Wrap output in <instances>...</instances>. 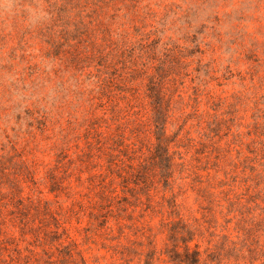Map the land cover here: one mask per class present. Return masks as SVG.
I'll use <instances>...</instances> for the list:
<instances>
[{
	"label": "rangeland",
	"instance_id": "1",
	"mask_svg": "<svg viewBox=\"0 0 264 264\" xmlns=\"http://www.w3.org/2000/svg\"><path fill=\"white\" fill-rule=\"evenodd\" d=\"M198 257L264 264V0H0V264Z\"/></svg>",
	"mask_w": 264,
	"mask_h": 264
},
{
	"label": "trees",
	"instance_id": "2",
	"mask_svg": "<svg viewBox=\"0 0 264 264\" xmlns=\"http://www.w3.org/2000/svg\"><path fill=\"white\" fill-rule=\"evenodd\" d=\"M158 125H160V123H159ZM196 253H197L198 255H200V253H199L198 251H196ZM199 262H200V258L198 257L197 260H195L193 263H194V264H198Z\"/></svg>",
	"mask_w": 264,
	"mask_h": 264
}]
</instances>
